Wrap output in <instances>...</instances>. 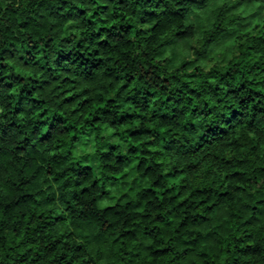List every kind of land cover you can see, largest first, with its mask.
<instances>
[{"label":"trees","instance_id":"obj_1","mask_svg":"<svg viewBox=\"0 0 264 264\" xmlns=\"http://www.w3.org/2000/svg\"><path fill=\"white\" fill-rule=\"evenodd\" d=\"M0 264H264V0H0Z\"/></svg>","mask_w":264,"mask_h":264},{"label":"rangeland","instance_id":"obj_2","mask_svg":"<svg viewBox=\"0 0 264 264\" xmlns=\"http://www.w3.org/2000/svg\"><path fill=\"white\" fill-rule=\"evenodd\" d=\"M192 45L196 46V38L192 40ZM91 153V141H84L82 142L77 148V154L80 156H86L85 160L88 161L89 164H94L92 157L90 156Z\"/></svg>","mask_w":264,"mask_h":264},{"label":"clouds","instance_id":"obj_3","mask_svg":"<svg viewBox=\"0 0 264 264\" xmlns=\"http://www.w3.org/2000/svg\"><path fill=\"white\" fill-rule=\"evenodd\" d=\"M71 23H73V21H68V24H71Z\"/></svg>","mask_w":264,"mask_h":264}]
</instances>
